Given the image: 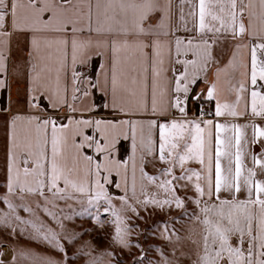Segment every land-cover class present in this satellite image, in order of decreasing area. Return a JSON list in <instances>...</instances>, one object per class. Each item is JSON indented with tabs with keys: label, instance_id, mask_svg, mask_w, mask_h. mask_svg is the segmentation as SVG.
Returning <instances> with one entry per match:
<instances>
[{
	"label": "snow or ice",
	"instance_id": "snow-or-ice-1",
	"mask_svg": "<svg viewBox=\"0 0 264 264\" xmlns=\"http://www.w3.org/2000/svg\"><path fill=\"white\" fill-rule=\"evenodd\" d=\"M178 9L174 26L173 0H0V264H73L66 245L84 233L68 234L72 217L52 211L57 201H86L77 215L94 208L97 220L103 207L113 244L130 247L114 199L137 217L138 208L194 203L189 219L201 233L191 264H264V0H180ZM13 36L29 40L20 65ZM221 37L238 43L209 82ZM21 81L23 110L11 91ZM21 235L61 259L10 247Z\"/></svg>",
	"mask_w": 264,
	"mask_h": 264
},
{
	"label": "crops",
	"instance_id": "crops-1",
	"mask_svg": "<svg viewBox=\"0 0 264 264\" xmlns=\"http://www.w3.org/2000/svg\"><path fill=\"white\" fill-rule=\"evenodd\" d=\"M180 0H173V11L175 13L173 17V24L178 22L179 15V5ZM246 2V0H245ZM191 26V25H189ZM176 35L181 37H187L190 34L184 32L183 30L176 32ZM238 41H233L231 38L225 39L221 37L218 42L213 46L212 55L216 63L212 64L209 69V82L214 79L215 68L225 65L229 59H231L232 53L234 51L235 44ZM29 50V40L24 37L13 36L11 41V60L14 64H23L27 59ZM207 85L203 82H199V87L196 89L199 92L204 89ZM24 89L25 84L23 81L20 83L12 84V98L20 102V110L24 108ZM3 91H0V100L4 99ZM207 103V102H206ZM207 108L214 109V104H208ZM195 112V107L193 108ZM206 118H214L209 114ZM219 119L220 122H231V117H221L215 118ZM237 123H246V118L241 117L236 120ZM127 143V142H125ZM6 145H7V128L0 123V184L5 181V169H6ZM254 151H259V147L256 146ZM124 158L130 153H122ZM147 171L150 174L154 173L151 166L148 167ZM118 179V178H117ZM114 195H123V192L118 189L111 190ZM148 191L152 194H157L160 198H163V193H157L155 188H149ZM3 192V188H0V193ZM181 197L185 195L184 191L178 193ZM188 196H192L191 192L187 193ZM143 197H141L142 199ZM242 198V197H241ZM28 203L35 207L37 203V198L29 197ZM135 203V201H130ZM115 207L121 210V216L125 220V226L128 227L131 232L128 233L126 239L129 241L130 247L121 248L112 242V236L106 237L105 230L108 228H114L112 223L113 217L110 213H104L103 207L99 211V220L95 219L96 209H90L89 212L82 216H78L77 213L81 212L87 207L86 201L80 202L77 200H67V201H57V207L53 208L52 211L58 214H67L71 216L72 219H65L64 224L66 230H73L71 233H84V235L74 244L66 245L69 250V255L72 257V262L74 261H88L102 257L100 261H106L108 259V251L111 245H114V254L125 255V258H131L137 252L133 250L137 248L138 242L135 239L136 230H138L145 223H154L150 229V233L147 235L145 240L146 249L148 252V260L152 263L159 264L162 260L161 252H164L169 259L173 260V264H191L195 259V253L198 248L192 243L193 241H199L201 227L196 224L195 219H189L192 212L197 211L196 205L191 201H186L185 208L178 209L176 207L164 208L149 206L146 210L144 208H138L140 213L137 217L133 212L124 210L121 203L118 200H113ZM0 207H4L0 205ZM62 210V211H61ZM42 211V210H41ZM39 211V215L44 217L43 212ZM21 215L28 218V214L21 212ZM63 217V215H61ZM78 221H73V219ZM165 225L167 226V232H165ZM55 227V225H53ZM81 229L79 233L78 230ZM59 231V229H57ZM75 230L77 232H75ZM102 232V233H101ZM70 233V234H71ZM114 234V233H113ZM170 236L169 238H166ZM6 236L0 238V242L4 241ZM135 240V241H134ZM10 247H15L17 250H24L35 253L42 257H51L54 260L61 259V254L56 252L54 249L50 248L48 245L41 243L40 241L30 240L27 235H21L14 242L10 243ZM140 251V250H139ZM83 253H91V255H81ZM140 253V252H139ZM111 257V256H110ZM19 264H26L25 261H20Z\"/></svg>",
	"mask_w": 264,
	"mask_h": 264
},
{
	"label": "rangeland",
	"instance_id": "rangeland-1",
	"mask_svg": "<svg viewBox=\"0 0 264 264\" xmlns=\"http://www.w3.org/2000/svg\"><path fill=\"white\" fill-rule=\"evenodd\" d=\"M42 212V211H41ZM40 212H38L39 215ZM60 216L63 215V217H67V214H59ZM73 221H78L75 218L73 219ZM154 223H145L144 225H142L138 230H136L135 233V239L136 242H138V250L135 248L133 251L137 252L135 255H132L131 258L128 259H122L123 257L125 258V255H122V257L120 255L114 254V256L111 255H107L108 259H106V261H100L99 264H117V261H119V264H134V262H139L142 261V264H150L152 262H150L148 260V256L146 255V253L148 252L146 249V245H145V240L147 235L150 233V229L152 228L151 226ZM68 234H70L71 232H73V230H67ZM75 232H77L75 230ZM78 232H81V229L78 230ZM131 232V230L129 231ZM102 233V232H101ZM114 233V228H108L105 230V236L109 237V236H113ZM7 236V232L0 227V238ZM135 241V240H134ZM109 250L111 251V253L114 252V245H111L110 247L108 246ZM140 250V251H139ZM140 252V253H139ZM111 256V257H110ZM73 264H89L88 261H74Z\"/></svg>",
	"mask_w": 264,
	"mask_h": 264
},
{
	"label": "built area",
	"instance_id": "built-area-1",
	"mask_svg": "<svg viewBox=\"0 0 264 264\" xmlns=\"http://www.w3.org/2000/svg\"><path fill=\"white\" fill-rule=\"evenodd\" d=\"M201 107H205V108H207V103L204 102V103L201 105Z\"/></svg>",
	"mask_w": 264,
	"mask_h": 264
}]
</instances>
